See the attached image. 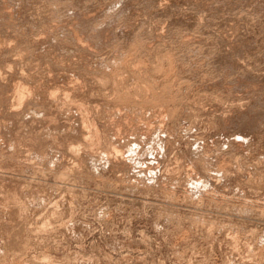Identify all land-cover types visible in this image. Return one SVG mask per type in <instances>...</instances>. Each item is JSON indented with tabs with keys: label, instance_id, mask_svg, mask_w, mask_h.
I'll return each mask as SVG.
<instances>
[{
	"label": "rangeland",
	"instance_id": "rangeland-1",
	"mask_svg": "<svg viewBox=\"0 0 264 264\" xmlns=\"http://www.w3.org/2000/svg\"><path fill=\"white\" fill-rule=\"evenodd\" d=\"M48 1L0 0V264H264V0Z\"/></svg>",
	"mask_w": 264,
	"mask_h": 264
},
{
	"label": "bare ground",
	"instance_id": "bare-ground-1",
	"mask_svg": "<svg viewBox=\"0 0 264 264\" xmlns=\"http://www.w3.org/2000/svg\"><path fill=\"white\" fill-rule=\"evenodd\" d=\"M41 1V0H40ZM44 1V0H43ZM53 1H55V2H57V1H59V0H53ZM61 1V0H60ZM9 2H11V1H9ZM14 2V1H13ZM49 3L51 2L50 0L48 1ZM55 2H53V5H54V3ZM34 3V2H33ZM37 4H40L39 2H37ZM44 4V3H43ZM57 4H58V2H57ZM47 5H48V3H47ZM51 5V4H50ZM38 6V5H37ZM37 6H35V8L37 7ZM44 5H42V7H43ZM46 7V6H45ZM44 8V7H43ZM5 9L6 8H4V11H5ZM39 9V8H38ZM45 9V8H44ZM21 11V10H20ZM25 11H28L27 9L25 10ZM36 11V10H35ZM51 11V10H50ZM23 12V11H22ZM21 12V13H22ZM37 12V11H36ZM20 13V12H19ZM24 13V12H23ZM75 13V12H74ZM42 14V13H41ZM13 15V14H12ZM19 15V14H18ZM17 15V16H18ZM25 15V14H24ZM35 15V14H34ZM106 15V14H105ZM101 16V15H100ZM108 16V15H107ZM21 17V16H20ZM40 17V16H39ZM76 17V16H75ZM109 17V16H108ZM12 19H14V18H12ZM18 19H20V18H18ZM86 19V18H85ZM99 19V18H98ZM98 19H96V20H98ZM24 20V19H23ZM72 20V19H71ZM9 21V20H8ZM28 21H29V19H28ZM81 22H83V20H80ZM90 21V20H89ZM15 22H17V21H15ZM20 22V21H19ZM21 22H23V21H21ZM26 22V21H25ZM72 22V21H71ZM71 22H69V23H71ZM84 22H87V21H84ZM96 22V21H95ZM24 23V22H23ZM38 23V22H37ZM65 23V22H64ZM77 23H78V21H77ZM94 23V22H93ZM19 24V23H18ZM24 25V24H23ZM26 25V24H25ZM30 25V24H29ZM79 25V24H78ZM80 25H82V23L80 24ZM7 26V25H6ZM32 26V25H31ZM66 26V25H65ZM67 26H68V24H67ZM22 27H24V26H22ZM66 28V27H65ZM70 28V27H69ZM72 28H74V27H72ZM16 29V28H15ZM22 29V28H21ZM20 30V29H19ZM30 30V29H29ZM50 30V29H49ZM63 30H64V28H63ZM62 30V31H63ZM18 31V30H17ZM26 31V30H25ZM69 32V31H68ZM81 32V31H80ZM74 33V32H73ZM76 33V32H75ZM56 34V33H55ZM62 34H64L63 32H62ZM67 34V33H66ZM81 34V33H80ZM140 34V33H139ZM60 35H61V32H60ZM68 35V34H67ZM87 35V34H86ZM137 35H138V33H137ZM136 35V36H137ZM33 36V35H32ZM66 36V35H65ZM70 38H71V40H73V41H75L76 43H79L80 42V39H79V37L78 36H76V35H74V34H72L71 33V36H70ZM88 39V38H87ZM127 40V39H126ZM128 41H129V39H128ZM93 43V42H92ZM95 43V42H94ZM38 45V43L35 41V44L33 45V46H35V45ZM42 44V43H41ZM81 44V43H80ZM79 44V45H80ZM58 45V44H57ZM30 48V47H29ZM33 48H35V47H33ZM80 48H82L81 46H80ZM62 49V48H61ZM33 50V49H32ZM37 50V49H36ZM64 50V49H63ZM68 50V49H67ZM66 50V51H67ZM78 50V49H77ZM80 50V49H79ZM35 51V50H34ZM86 51V50H85ZM81 52V51H80ZM87 52V51H86ZM34 53V52H33ZM65 53V52H64ZM88 53V52H87ZM22 54V53H21ZM80 54V53H79ZM86 54V53H85ZM89 54V53H88ZM91 54V53H90ZM87 55V54H86ZM81 56H82V54H81ZM96 56V55H95ZM92 57V56H91ZM71 58V57H70ZM161 59H162V56H157V55H154V57H153V65H154V67H153V69L154 70H156V71H160L161 69H162V67H161ZM87 60V59H86ZM162 61H163V59H162ZM79 62H81V61H79ZM86 62H88V61H86ZM77 64V63H76ZM86 64V63H85ZM88 64V63H87ZM140 67V66H139ZM240 67V66H239ZM118 69V68H117ZM137 69V68H136ZM139 81V80H138ZM143 86V85H142ZM150 86V85H149ZM147 86L146 88L148 89V88H151L152 90L154 89V86ZM125 88V87H124ZM26 89H27V87H26ZM26 89L25 88H22V90H18V89H16L15 90V105L16 106H18V107H20V106H22L23 104H24V95H25V91H26ZM144 89V88H143ZM147 89H145V91H147ZM40 92V91H39ZM39 92H38V94H39ZM29 94V93H28ZM28 94H27V96H28ZM37 94V95H38ZM45 94V93H44ZM161 94L163 95V94H169V88H164L163 90H161ZM39 97H40V95H38ZM154 96V95H153ZM43 97V96H42ZM45 97V96H44ZM118 151V150H117ZM117 153H119V152H117Z\"/></svg>",
	"mask_w": 264,
	"mask_h": 264
}]
</instances>
